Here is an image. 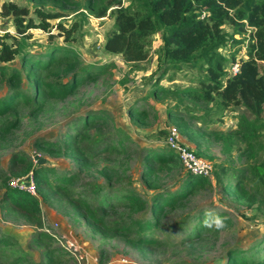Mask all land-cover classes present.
<instances>
[{"label":"rangeland","instance_id":"374dc122","mask_svg":"<svg viewBox=\"0 0 264 264\" xmlns=\"http://www.w3.org/2000/svg\"><path fill=\"white\" fill-rule=\"evenodd\" d=\"M83 1L68 0L62 5H53L49 1L35 4L28 0H0V7L3 2H12L25 7L26 18H31L35 24L41 21L47 24L45 29L28 28L23 35H18L11 23L12 16L0 14V44L4 42L11 47L18 45L25 52L68 47L78 54L83 63L103 66L102 70L82 81L63 98L38 97L34 101L38 107L36 111H30L31 103H24L0 115V126L10 124L4 134L0 133L2 177H12L7 172L8 159L18 151L26 153L37 165L53 166L58 171L78 170L75 152L50 155L44 143L39 141L35 144L38 139L56 141L61 145L75 139L87 155L76 178L67 187L66 194L48 193L46 199L38 198L42 236L35 237V225L24 216L6 215L0 210V233L10 242L0 248V264H9L15 258L21 259L17 264H224L228 249L246 247L264 232V214L256 211L254 205L230 202L213 178V173L216 174L219 167L239 168L254 161L244 154L240 139L229 133L235 128L236 112L221 111L211 103L205 104L181 94L179 90L182 88L196 86L193 83L195 72L177 61L164 59L159 50L157 34H153L151 42L144 47L146 59L143 61L126 62L119 55L106 52L103 44L113 18L93 16L81 8ZM128 1L121 0L123 5ZM44 13H57L58 16L48 18L44 17ZM241 23L244 25L242 30H238L235 23L220 26L224 42L217 49L228 60L233 57L237 65L240 58L245 57L247 34L252 29L244 20ZM3 64L16 66L20 70L23 87L30 93V71L26 67L20 68L18 56L8 62L0 61V65ZM225 66L227 70L231 64L227 62ZM68 76H63L62 80L65 81ZM154 84L168 90L153 93L151 89ZM7 85L5 76L0 74V96L5 93ZM170 90H174V93ZM174 95L180 98L181 103L176 105ZM132 101H135V106L140 105L144 109L140 119L127 115L126 105ZM97 110L112 118L111 125L86 123L80 117ZM167 110H173L171 118L177 120L187 121L188 115L200 116L199 120L188 121L193 130L202 127L221 132V135L206 137L207 143L203 145L204 148L201 146L202 158L213 165L211 178L207 179L209 184L200 185V188L165 210L158 226L147 232L157 240L156 245L143 246L134 241V232L110 229L113 222L127 223L130 218L141 217L145 211L131 212L118 206L106 208L103 214L100 212L105 227L91 226L82 210L71 202L73 198L81 197L90 205L95 204L89 192L91 187L104 184L113 188L126 187L128 179L131 188L147 204L152 192L149 184L169 189L170 185L176 186L175 180L185 175V171L177 166L169 174L164 166L155 167L153 172H156L147 182L142 175L144 162L140 149L148 145L163 147L159 130L176 125L168 117ZM174 111H177L176 114H173ZM217 118L221 119L217 121ZM99 139L105 140L104 143L110 141L112 145L116 143L119 148L105 154H87L89 146ZM119 141L125 148L120 146ZM254 158L263 159L264 152L257 153ZM214 206L221 208L223 223L214 228L209 226V230L198 237L184 239L183 232H190L188 222L181 228L186 217L202 208Z\"/></svg>","mask_w":264,"mask_h":264},{"label":"trees","instance_id":"16d2710c","mask_svg":"<svg viewBox=\"0 0 264 264\" xmlns=\"http://www.w3.org/2000/svg\"><path fill=\"white\" fill-rule=\"evenodd\" d=\"M28 1L35 4L49 1L53 5L68 2V0ZM0 8L2 16H12L11 23L18 35H23L28 28L45 29L47 26L46 22L35 24L31 18H26V8L12 2H3ZM81 8L98 18L103 16L113 18L111 29L103 44L106 52L119 55L126 62L143 61L146 59L144 47L151 42L153 34H157L160 42L159 50L164 59L177 61L179 65L195 72L193 83L196 86L182 88L179 90L181 94L199 99L205 104L211 103L221 111L226 109L236 112L235 128L229 133L240 139L244 146V154L251 156L254 161L239 168L219 167L216 174L212 172L213 169L211 173L230 202L243 206L254 205L256 211L264 214V158L260 160L254 158L257 153L264 152V0H129L126 5H123L121 0H84ZM57 16V13H44V17L48 18ZM242 20L247 26L252 27L247 34L246 54L238 61L237 70L229 73L225 64L233 63V57L228 60L217 52L224 42L220 26L225 23H235L237 29L242 30L244 26ZM16 55L20 68L26 67L30 71L32 90L28 93L23 87L21 73L16 66L0 65V74L5 76L8 83L5 93L0 96V115L24 103H31L30 111H36L38 107L34 101L38 97L63 98L82 81L103 69V66L95 67L83 63L78 54L68 47H51L49 51L42 49L39 52H25L20 50L18 45L11 47L1 42L0 61L8 62ZM63 76H68L65 81L62 80ZM167 90L154 84L151 92ZM170 91L174 93V90ZM174 98L176 105L181 103L180 98L175 95ZM134 102L127 105V115L140 119L144 109L140 105L135 106ZM172 111L167 110L170 118ZM176 112L174 111L173 114ZM80 117L86 123L97 122L105 125L112 123V118L101 110L88 112ZM199 117L188 115L187 121L177 120L174 117L171 119L176 124L174 127L178 134L192 144L195 156L202 158L201 146L207 143L206 137L218 136L221 132L202 129V127L191 129L188 121L199 120ZM217 119L219 121L221 118ZM9 127L10 124L0 126V133L4 134ZM164 132L159 130L161 136ZM39 141L46 145L50 155L62 154L64 151L75 152L78 170L58 171L53 166L33 164L30 157L20 151L10 155L7 164L8 174L12 177L21 176L31 170L35 194L7 186L8 176L2 177L0 173L2 190L0 210L6 215L24 216L27 221L35 225L37 229L35 237L43 235L40 230L38 198L46 199L48 193L66 194L67 187L76 178L77 172L87 158L75 139L72 140L73 143L64 142L62 145L56 141L40 139L35 144ZM104 142L105 140L102 139L94 140L89 146V151H85L87 154L91 152L93 155H98L119 148L116 143L112 145L110 141ZM122 145L120 142V146ZM162 145L163 147L148 145L140 149L143 152L141 158L144 162L142 175L146 177V182L156 172H153L155 167L164 166L168 174L173 172L176 166L182 168L175 152ZM207 179L206 176L185 171L182 178L174 181L177 183L176 186L170 185L169 189L149 184L152 192L149 194L147 204L144 198L131 188L128 179L126 187L113 188L107 184L91 187L89 192L95 204L90 205L81 197L73 198L71 202L73 206L82 210L84 218L95 228L104 226L100 212L103 214L106 208L118 206L131 212L145 211L141 217L130 218L127 223L113 222V228L110 229L134 232L136 243L152 246L156 245L157 240L147 232L158 226L165 210L179 203L192 191L200 188V185L209 184ZM214 208L215 206L202 208L186 217L181 228L188 222L190 232H183L184 239L198 237L208 231L209 226L214 228L223 223L221 208ZM9 244L7 237L0 233V248ZM18 260L21 259L15 258L9 264H17ZM224 264H264V232L246 247L228 249Z\"/></svg>","mask_w":264,"mask_h":264},{"label":"built area","instance_id":"2783aa9c","mask_svg":"<svg viewBox=\"0 0 264 264\" xmlns=\"http://www.w3.org/2000/svg\"><path fill=\"white\" fill-rule=\"evenodd\" d=\"M237 68L238 65L234 62L231 63L230 68L227 70L229 73H234ZM164 131V135L161 137L162 144L175 152L183 170L211 178L212 165L209 160L195 156L193 149L180 140L178 131L173 125L167 126ZM32 162L33 164H37L36 161L32 160ZM7 186L23 190L32 195L35 194V186L31 170L21 176L10 177L7 180ZM41 230L43 231L42 228Z\"/></svg>","mask_w":264,"mask_h":264},{"label":"crops","instance_id":"0c3cea01","mask_svg":"<svg viewBox=\"0 0 264 264\" xmlns=\"http://www.w3.org/2000/svg\"><path fill=\"white\" fill-rule=\"evenodd\" d=\"M174 81V80H173ZM172 81V82H173ZM132 100V99H131ZM128 105V104H127ZM127 105H126V107H127ZM115 121V120H114ZM180 136V135H179ZM181 137V136H180ZM182 138V137H181ZM181 141L183 142V143H185V144H187L189 147H192V144L190 143V142H188L186 139H184V138H182L181 139Z\"/></svg>","mask_w":264,"mask_h":264}]
</instances>
